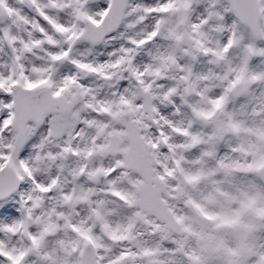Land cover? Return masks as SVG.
<instances>
[{
    "label": "snow or ice",
    "instance_id": "6c2138e0",
    "mask_svg": "<svg viewBox=\"0 0 264 264\" xmlns=\"http://www.w3.org/2000/svg\"><path fill=\"white\" fill-rule=\"evenodd\" d=\"M0 264H264V0H0Z\"/></svg>",
    "mask_w": 264,
    "mask_h": 264
}]
</instances>
